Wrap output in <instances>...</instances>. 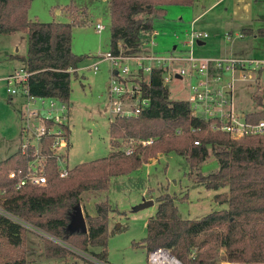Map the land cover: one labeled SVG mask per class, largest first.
<instances>
[{"label":"trees","instance_id":"trees-1","mask_svg":"<svg viewBox=\"0 0 264 264\" xmlns=\"http://www.w3.org/2000/svg\"><path fill=\"white\" fill-rule=\"evenodd\" d=\"M111 13V50L124 54L143 51V42L154 29L157 16H165L167 4H191L193 0H106ZM32 0H0V33L24 30L28 34L26 54H16L23 67L31 72V94L55 96L69 102L73 74L85 58L72 48V21L33 19L29 15ZM244 30L253 33L254 29ZM264 36V25L256 29ZM151 104L137 116L117 115L110 122L112 150L108 155L75 165L68 176L60 177L56 160L51 159L48 181L44 184L16 186L9 171L25 166L29 156L18 149L0 160V205L47 232L44 253L49 257H66L70 246L90 251L99 260L107 261L109 214L113 206L108 200L96 202V214L85 213L87 229L71 227L79 202L87 190H103L114 175L139 168L159 152H176L192 167L203 162L212 151L219 167L208 173L197 172L195 181L207 188L226 191L217 193L225 207L213 209L200 218L181 216L175 196L164 192L156 197L158 209L147 222V235L141 243L148 252L157 247L169 248L184 264H216V256L199 251L196 236L216 225L225 230L211 231L225 246L224 258L244 264H264V133L234 137L228 131L212 129L210 122L191 114L185 98H171L162 81L161 69H154L144 82ZM254 100L259 109L253 118L264 117V99L258 92ZM153 140L142 143V139ZM136 140L132 153H126L122 140ZM199 140L198 143L195 141ZM36 232L28 225L0 212V264H28L27 237ZM37 233V232H36ZM203 242V241H202ZM98 249V250H97Z\"/></svg>","mask_w":264,"mask_h":264},{"label":"rangeland","instance_id":"rangeland-1","mask_svg":"<svg viewBox=\"0 0 264 264\" xmlns=\"http://www.w3.org/2000/svg\"><path fill=\"white\" fill-rule=\"evenodd\" d=\"M203 1L206 7H203ZM216 2L217 0H193L191 4H167L166 15L155 17L154 28L158 30V34L155 36L156 44L150 45V50L158 55H168L174 50L175 44V52L185 49L183 41L187 37V30L198 16L196 27L208 31L210 36L204 44L195 46L197 55L264 59V36L256 32L258 27L264 25V0H251L249 9L237 8L236 0ZM29 15L42 21H72L81 17L86 19L85 23L74 24L72 32L73 51L83 53L85 58L79 63L78 74H73L71 80L68 111L71 143L68 163L73 168L81 162L108 155L113 147L110 137L113 114L108 85L115 66L100 55L111 49L110 3L106 0H32ZM98 21L106 24L101 32L96 29ZM245 27L253 28L254 32L246 33L245 30L244 36L239 35ZM229 32H232V39L226 40ZM27 50L26 31L0 33V160L17 151L25 139L21 131L26 122L23 118L24 98L20 94L10 95L2 76L21 64L15 55L26 54ZM99 59V69L95 72L92 64ZM123 62L132 69L138 67L135 59ZM253 72L257 75L256 70L252 71L254 75ZM232 75V72L225 69L221 83L228 81ZM237 76L235 92L239 104L250 107L255 103L254 91L262 94L264 99V71L261 75L262 88H257L256 81L252 78L244 80L240 73ZM193 81H197V78ZM169 92L171 98H187L189 81L186 77L174 78L169 83ZM257 107L259 108L258 105ZM125 144L126 140H122V145ZM157 155L129 173L114 175L107 189L87 190L83 193L80 202L84 206L85 200H89L86 203L92 210H95L98 200H108L113 206L109 214L107 261L99 260L90 251L73 246H70L73 252L66 257H49L44 253L45 235L37 232L40 229L30 225L39 235L36 232L28 233V264H149L147 247L141 241L147 235L148 219L158 209L156 197L159 194H173L181 216L186 218H200L213 209L227 205L215 195L226 191L228 187L207 188L195 181L198 171L208 173L219 167V160L212 151L196 167H192L184 156L176 152ZM96 195L97 199H94ZM145 199L155 201L138 208L137 205ZM213 229L215 232L223 231L225 226L216 225L200 232L196 236V248L199 254L216 256V264H222L227 261L224 258L226 248L219 238L212 236Z\"/></svg>","mask_w":264,"mask_h":264},{"label":"built area","instance_id":"built-area-1","mask_svg":"<svg viewBox=\"0 0 264 264\" xmlns=\"http://www.w3.org/2000/svg\"><path fill=\"white\" fill-rule=\"evenodd\" d=\"M196 19L187 30V37L183 41L185 49L174 50L168 55H158L150 50V45L156 44L155 28L147 35L143 42V51L138 54H124L122 42L118 43L119 53L111 49L101 53L102 58L109 59L115 66L112 70L108 90L111 96V111L113 118L121 116H137L150 106L151 96L145 91L144 82L150 80L154 69H161L162 81L169 89V83L174 79L189 81V94L185 98L189 101L191 114L208 120L211 128L228 131L234 137L264 133V117L253 118L259 109L256 102L250 107H244L236 100L237 73L244 80L253 79L257 88L262 85L261 75L264 71V59L253 57H202L196 54L195 46L206 40L210 33L196 27ZM106 24L96 23L98 32L103 31ZM228 33L226 40H231ZM135 59L138 67L132 69L124 60ZM99 60L92 64L94 71L99 69ZM232 72L228 81L221 83L224 70ZM257 71V75L252 71ZM31 72L23 66L16 68L3 77L7 83L10 95L20 94L25 103V123L22 126V141L19 150L29 156L25 166H19L9 171V176L16 182L17 187L27 184L40 185L48 181V168L51 159L56 160V170L60 177L69 175L72 167L68 163V150L71 143L69 126L70 103L55 96L35 95L29 90V75ZM197 78V81H193ZM262 88V87H261ZM258 91H254L253 95ZM35 116V117H33ZM36 118V120H33ZM38 119V120H37ZM153 139H142L146 144ZM136 140L130 139L124 145L126 153H132ZM196 143L199 140L195 141ZM0 212L30 226L18 216L6 211L0 205ZM33 226V225H32ZM37 228V227H36ZM39 229V228H38ZM52 236V235H51ZM52 238L56 239L52 236ZM59 241V239H56ZM198 249H193L192 255ZM149 264H184L169 248L157 246L148 252ZM222 264H244L240 261L228 260Z\"/></svg>","mask_w":264,"mask_h":264},{"label":"crops","instance_id":"crops-1","mask_svg":"<svg viewBox=\"0 0 264 264\" xmlns=\"http://www.w3.org/2000/svg\"><path fill=\"white\" fill-rule=\"evenodd\" d=\"M218 1H220V0H217V2ZM216 2V3H217ZM251 4V0H236V7L237 8H246V9H249V5ZM203 7H206V4H205V2L203 1ZM251 6V5H250ZM58 11H61V8H58ZM200 14V13H199ZM198 17V16H197ZM197 17H195V19L197 20ZM194 19V20H195ZM196 23V22H195ZM246 28V27H245ZM244 30V28L242 29V31L240 32V33H238L239 35H241V36H244L246 33H247V31H245ZM229 33H232V32H229ZM206 41L204 40V41H202V43H200V44H204ZM18 50V49H17ZM13 56H14V54H13ZM221 57V56H220ZM19 59V58H18ZM20 60V59H19ZM21 61V60H20ZM21 66H23V63H22V61H21V64L19 65V66H16V67H14L12 70H10L8 73H10V72H12V71H14L16 68H19V67H21ZM5 76V75H4ZM4 76H2V77H4ZM1 77V78H2ZM161 154H163V153H159L157 156H160ZM147 163V162H146ZM119 175V174H118ZM113 177V176H112ZM97 197V195L95 196V198L94 199H97L96 198ZM86 201H88L89 202V200H85V203H84V206H83V204L81 203V202H79V206H81L82 207V209H83V211H84V214H85V212L86 213H90V214H96V212H97V208H96V204H95V210H92L91 209V207L90 206H88L87 205V203H86ZM99 201V200H98ZM41 230V229H40ZM42 231V232H41ZM41 231H37V232H40V234H42V235H46V236H49V237H51V235L50 234H48L47 232H45V231H43V230H41ZM36 234H38V233H36ZM39 235V234H38Z\"/></svg>","mask_w":264,"mask_h":264},{"label":"water","instance_id":"water-1","mask_svg":"<svg viewBox=\"0 0 264 264\" xmlns=\"http://www.w3.org/2000/svg\"><path fill=\"white\" fill-rule=\"evenodd\" d=\"M200 43H202V41H200ZM154 201H155L154 199H145L142 203L137 205V207L141 208V207L148 206L150 204H153ZM70 226L71 227H75V228L76 227H81L83 229H87V221H86V218H85V214H84V211H83L82 207L79 206V204L77 206L76 212L74 214V217H73V220H72Z\"/></svg>","mask_w":264,"mask_h":264}]
</instances>
